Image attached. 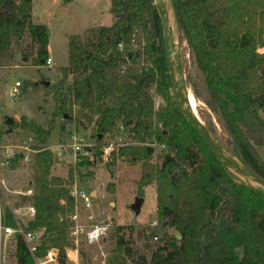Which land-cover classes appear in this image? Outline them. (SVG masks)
I'll return each mask as SVG.
<instances>
[{"label":"trees","instance_id":"obj_1","mask_svg":"<svg viewBox=\"0 0 264 264\" xmlns=\"http://www.w3.org/2000/svg\"><path fill=\"white\" fill-rule=\"evenodd\" d=\"M170 1L197 70L199 83L189 84L193 96L223 130V145L264 180L255 148L264 145V52L257 51L264 49V0ZM110 14L111 26L68 37L67 65L48 88L53 112L46 129L24 117L8 125L34 136V148L42 151L29 165L33 195L19 196L15 208L2 207L4 227L19 224L24 233H36L38 259L54 249L63 262L73 248L71 209L60 204L72 170L64 179L52 175L56 162L46 149L56 119L67 118L76 125L93 123L97 143L124 133L130 143L109 158L139 165L137 195L153 188L158 222L181 234L178 243L159 245L147 259L122 237L125 226H118L107 264H264V196L236 184L177 111L154 0H110ZM16 53L30 66H45L47 28L32 23L31 0H0V68L15 64ZM152 90L164 98V108L154 110ZM206 127L215 135L211 122ZM153 144L161 147L156 163ZM22 166L17 155L8 168ZM25 204L34 216L16 221L11 209ZM12 240L15 264H34L22 236L15 233Z\"/></svg>","mask_w":264,"mask_h":264},{"label":"rangeland","instance_id":"obj_2","mask_svg":"<svg viewBox=\"0 0 264 264\" xmlns=\"http://www.w3.org/2000/svg\"><path fill=\"white\" fill-rule=\"evenodd\" d=\"M165 7L170 16L166 1ZM31 17L33 24H42L47 28L48 56L52 64L49 67L30 66L28 60L23 61L20 55L16 53L15 64L0 68V146L21 143L30 136L17 127L8 126L6 119L18 123L24 117L27 122L46 129L53 112L52 97L48 88L58 81L59 69L67 65L68 37L80 35L94 26L109 27L113 23V17L110 14V0H70L69 2H65V0H31ZM175 38L186 92L193 96L189 84L192 81L199 83L197 70L178 30ZM257 51L262 53L264 49L258 47ZM16 82L20 84L19 93L18 96L12 98L10 93ZM45 82L49 83L47 87ZM152 92L154 99L162 101V105L154 108V110L164 108L166 105L164 98L157 95L153 90ZM193 98L196 103L197 114L205 125L208 122L213 124L215 128V135L213 136L223 144L225 134L214 116L202 102L194 96ZM6 131L7 133H5ZM95 135L93 123L76 125L67 118L56 119L46 146V149L52 151L53 155L58 145L68 146L72 142V137L81 138L84 143L93 146L90 149L91 153H89L91 156L87 160L89 161L88 165L77 167L79 165L77 164L75 166L70 163L72 162L70 155L65 153L63 158L57 160L52 170V175L64 179L70 168L73 183L88 193L95 192L90 210L92 221L110 220L111 222L107 236L98 245L89 246L83 241L78 243L77 264H107L114 248L111 236L118 226H125L120 234L126 241L130 242V246L134 250L143 254L147 259L159 245L173 243V241L178 243L179 241L174 237L176 230L162 225L156 218L154 189L146 188L143 196L137 195L136 183L140 175L139 165L129 166L121 163L117 158L114 161L108 158L112 151L116 153L118 148L130 143L124 133L118 131L112 137L104 136L99 143L96 142ZM255 148L258 156L264 161V145H257ZM103 149L108 154L103 153L104 156L96 154L97 151L101 152ZM155 149L152 163L158 161L157 156L161 147L155 146ZM94 154L96 156H93ZM85 160L82 159L80 163L86 162ZM31 175L29 165H23L12 171L9 168L0 167V180L4 181L6 188L0 186V204L2 207L7 203L9 204L8 207L15 208L19 203H22L19 196L12 194L11 191L24 189ZM135 198L142 199L138 212L133 209ZM22 220L25 219L22 218ZM1 225L4 226L2 221ZM73 248H75L74 245ZM3 250V264H15L13 260L14 243L11 237L6 240L5 238L1 239V253ZM237 255L240 257L241 251H237ZM72 260L74 258L70 256L67 259V264H75ZM126 264H130V261L127 260Z\"/></svg>","mask_w":264,"mask_h":264},{"label":"built area","instance_id":"obj_3","mask_svg":"<svg viewBox=\"0 0 264 264\" xmlns=\"http://www.w3.org/2000/svg\"><path fill=\"white\" fill-rule=\"evenodd\" d=\"M52 61L50 58L47 59L45 66H51ZM20 84L16 82L14 87L11 90L10 97L15 98L18 96V88ZM153 93V92H152ZM154 108H158L162 105V101L154 99ZM121 129V128H120ZM37 139L30 135L26 137L21 143H10L0 146V167L8 168L10 161L19 155L20 161L23 165H31L33 163V158L36 154L42 150L34 148L37 145ZM48 148V147H47ZM93 146L88 143H84V140L77 137H72V142L66 145H58L54 151V161L60 160L65 156V153L70 155V158L75 166L79 164L82 159H89L91 154L90 149ZM49 149V148H48ZM101 156L108 154L105 149L101 150ZM104 153V154H103ZM109 158V155H108ZM107 159V157H105ZM70 160V159H69ZM0 186L5 188V183L3 180H0ZM6 189V188H5ZM12 194L22 197H31L33 195V189L30 186L25 187L20 191H11ZM67 198L63 199L60 204L65 208L71 209L70 214L67 217L69 223V236L75 248L71 250H66L65 260L60 261L58 251L50 249L46 252L45 256L42 258H36L34 256L36 247H37V237L36 233H24L22 228L18 224L16 228L4 227L1 225V215H2V204H0V258H1V239L13 237L15 233H19L22 236L23 242L26 245L28 253L32 256L34 264H67V259L70 258V255L74 258L73 263L77 264L78 257V243L83 241L89 246L98 245L101 241L105 239L109 228L111 227L110 220H103L99 222H93L90 210L92 207V197L91 195L84 191L76 183L70 181V184L67 186ZM7 206L9 204L6 203ZM12 210V209H11ZM27 215L28 218L34 216V208L27 204L24 207H20L12 210V214L16 221L17 217L21 215Z\"/></svg>","mask_w":264,"mask_h":264},{"label":"water","instance_id":"obj_4","mask_svg":"<svg viewBox=\"0 0 264 264\" xmlns=\"http://www.w3.org/2000/svg\"><path fill=\"white\" fill-rule=\"evenodd\" d=\"M168 5L170 16L165 7ZM156 11L161 21L165 55L168 64V71L171 79L172 93L176 109L185 121L193 128L195 133L202 139L215 159L221 163L227 174L238 185L247 187L264 196V180L247 168L232 152H230L219 140H217L207 129L199 115H196L188 103L185 82L180 64V56L176 43V23L170 0H154ZM171 17V18H170ZM174 37V38H173ZM25 59H23L24 61ZM48 82H45L46 87ZM11 123L6 119V124ZM10 132V131H9ZM133 209L138 212L142 203L141 198H135ZM176 240H181L179 231H175Z\"/></svg>","mask_w":264,"mask_h":264},{"label":"crops","instance_id":"obj_5","mask_svg":"<svg viewBox=\"0 0 264 264\" xmlns=\"http://www.w3.org/2000/svg\"><path fill=\"white\" fill-rule=\"evenodd\" d=\"M58 16H60V14H58ZM31 19H32V17H31ZM33 23V22H32ZM49 57V56H48ZM50 58V57H49ZM27 187V186H26ZM84 190V189H83ZM85 191V190H84ZM90 195H91V197H92V201H93V195L95 194V192L93 191V192H91V193H89ZM22 219V218H24V219H27L28 218V216L27 215H23L22 214V212H21V215H19L18 217H17V219ZM8 238H10V237H8ZM8 238H5V240L6 239H8ZM71 256V255H70ZM72 257V256H71ZM4 263V250H3V252L1 253V258H0V264H3Z\"/></svg>","mask_w":264,"mask_h":264},{"label":"bare ground","instance_id":"obj_6","mask_svg":"<svg viewBox=\"0 0 264 264\" xmlns=\"http://www.w3.org/2000/svg\"><path fill=\"white\" fill-rule=\"evenodd\" d=\"M187 91H188V90H187ZM187 98H188V103H189V105H190V108L192 109V111H193L196 115H198L197 112H196V103H195V100H194L193 96H192L190 93H188Z\"/></svg>","mask_w":264,"mask_h":264}]
</instances>
